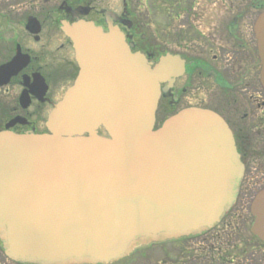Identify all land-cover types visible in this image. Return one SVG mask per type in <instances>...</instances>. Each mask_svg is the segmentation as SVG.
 Here are the masks:
<instances>
[{
    "label": "water",
    "instance_id": "95a60500",
    "mask_svg": "<svg viewBox=\"0 0 264 264\" xmlns=\"http://www.w3.org/2000/svg\"><path fill=\"white\" fill-rule=\"evenodd\" d=\"M79 71L48 132L0 131V239L30 264H111L135 249L201 233L234 205L244 164L216 112L191 107L155 129L170 54L152 66L118 27L66 23ZM264 87V11L255 23ZM15 63L1 73H17ZM103 127L108 136L100 134ZM264 239V189L252 204Z\"/></svg>",
    "mask_w": 264,
    "mask_h": 264
},
{
    "label": "flooded vegetation",
    "instance_id": "af4514ba",
    "mask_svg": "<svg viewBox=\"0 0 264 264\" xmlns=\"http://www.w3.org/2000/svg\"><path fill=\"white\" fill-rule=\"evenodd\" d=\"M171 4L172 28L157 30L160 36L152 37L146 20L150 16H143L131 0H122L117 8L108 0H0V71L11 63L18 70L0 74V131L8 124L17 132L47 131L49 112L79 70L65 23L93 21L105 31L118 27L131 49L153 64L171 53L178 72L171 83L161 84L156 127L189 107L215 111L233 132L245 166L238 199L215 227L165 241L178 254L172 264H264V240L252 231L251 212L253 199L264 188V88L254 29L264 0ZM17 15L25 33L12 28L6 40L4 22L16 27L12 17ZM0 264L24 263L9 259L0 241Z\"/></svg>",
    "mask_w": 264,
    "mask_h": 264
},
{
    "label": "rangeland",
    "instance_id": "374dc122",
    "mask_svg": "<svg viewBox=\"0 0 264 264\" xmlns=\"http://www.w3.org/2000/svg\"><path fill=\"white\" fill-rule=\"evenodd\" d=\"M108 2L113 3V6L117 8L121 5L122 0H108ZM131 2L134 8H140L141 12H143V16L146 14L150 16L146 17V20L147 23H150V26L147 27V29L151 32L152 37L157 35L160 36L158 32L159 30L166 28L170 30L172 28V19L170 14L172 7L171 3H173V0H164L160 2L166 4L165 6L159 4L157 0H131ZM162 14L166 16L164 19H162ZM22 16L23 15L21 12V17ZM21 17L18 15L17 17H12L13 22H16V27H13L12 24H8L6 21L4 22V37L6 40L9 39V36L11 35L10 30H12V28H18L20 34L25 33L23 28H21V24L17 22ZM17 25H19V27ZM166 37L171 40L172 33L169 31V34ZM170 40L168 41L169 44L171 42ZM139 253L144 254V257H137ZM138 254L132 255L125 259V263L117 262V264H156V262H159V264H172V260H175V256L178 255L173 251L172 246H169L168 244L151 245L149 247L143 248L138 252ZM140 261H142V263Z\"/></svg>",
    "mask_w": 264,
    "mask_h": 264
}]
</instances>
